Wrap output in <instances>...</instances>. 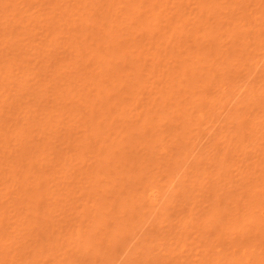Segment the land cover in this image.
I'll list each match as a JSON object with an SVG mask.
<instances>
[{
  "label": "rangeland",
  "instance_id": "rangeland-1",
  "mask_svg": "<svg viewBox=\"0 0 264 264\" xmlns=\"http://www.w3.org/2000/svg\"><path fill=\"white\" fill-rule=\"evenodd\" d=\"M0 264H264V0H0Z\"/></svg>",
  "mask_w": 264,
  "mask_h": 264
},
{
  "label": "bare ground",
  "instance_id": "bare-ground-1",
  "mask_svg": "<svg viewBox=\"0 0 264 264\" xmlns=\"http://www.w3.org/2000/svg\"><path fill=\"white\" fill-rule=\"evenodd\" d=\"M46 1V0H45ZM193 79V78H192ZM224 86V85H223ZM157 192V190H155V189H153V188H151V190L149 191V193H148V198L152 201V202H154L155 200L154 199H156V201H155V203L157 204V203H159V202H157L158 201V196H156V195H158L156 192ZM143 197H144V195H143ZM147 197V196H146ZM161 197V196H160ZM147 198V199H148ZM149 199H148V201H149ZM147 202V201H146ZM149 204V203H148ZM152 204V203H151ZM156 204H152V205H156ZM126 208V207H125ZM121 210V209H120ZM132 215H133V213H132ZM130 216V215H129ZM134 216V215H133ZM182 261V260H181Z\"/></svg>",
  "mask_w": 264,
  "mask_h": 264
}]
</instances>
